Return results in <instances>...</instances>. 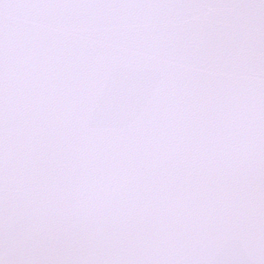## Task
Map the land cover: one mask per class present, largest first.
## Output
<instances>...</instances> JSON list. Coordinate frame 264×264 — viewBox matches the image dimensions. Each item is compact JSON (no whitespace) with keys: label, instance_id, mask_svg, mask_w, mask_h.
Returning a JSON list of instances; mask_svg holds the SVG:
<instances>
[{"label":"snow or ice","instance_id":"obj_1","mask_svg":"<svg viewBox=\"0 0 264 264\" xmlns=\"http://www.w3.org/2000/svg\"><path fill=\"white\" fill-rule=\"evenodd\" d=\"M0 264H264V0H0Z\"/></svg>","mask_w":264,"mask_h":264}]
</instances>
